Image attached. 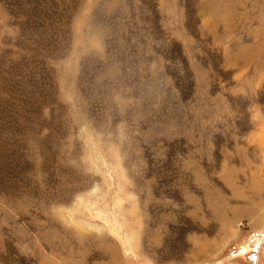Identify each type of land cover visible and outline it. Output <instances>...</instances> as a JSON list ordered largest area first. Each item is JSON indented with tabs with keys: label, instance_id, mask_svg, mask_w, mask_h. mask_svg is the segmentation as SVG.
<instances>
[{
	"label": "rangeland",
	"instance_id": "1",
	"mask_svg": "<svg viewBox=\"0 0 264 264\" xmlns=\"http://www.w3.org/2000/svg\"><path fill=\"white\" fill-rule=\"evenodd\" d=\"M0 264H264V0H0Z\"/></svg>",
	"mask_w": 264,
	"mask_h": 264
}]
</instances>
